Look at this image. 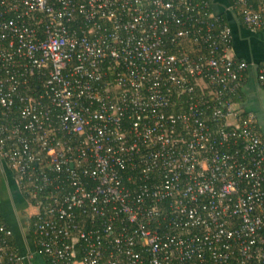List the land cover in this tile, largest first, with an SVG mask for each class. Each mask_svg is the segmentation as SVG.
I'll use <instances>...</instances> for the list:
<instances>
[{
	"label": "built area",
	"instance_id": "1",
	"mask_svg": "<svg viewBox=\"0 0 264 264\" xmlns=\"http://www.w3.org/2000/svg\"><path fill=\"white\" fill-rule=\"evenodd\" d=\"M229 1L264 29V0ZM232 43L209 0H0V165L50 264H264ZM11 237L0 219V264L23 260Z\"/></svg>",
	"mask_w": 264,
	"mask_h": 264
},
{
	"label": "crops",
	"instance_id": "2",
	"mask_svg": "<svg viewBox=\"0 0 264 264\" xmlns=\"http://www.w3.org/2000/svg\"><path fill=\"white\" fill-rule=\"evenodd\" d=\"M209 2L214 14H225L230 19L235 57L252 65L245 74L242 108L257 116L259 126L264 131V87L257 80V66L264 63V29L246 27L239 15L230 10L229 0ZM0 178L3 181L0 201L2 216L12 232L11 245L23 258L20 264H48L46 258L39 253L32 228L37 213L35 206L19 191L15 175L5 165H0Z\"/></svg>",
	"mask_w": 264,
	"mask_h": 264
},
{
	"label": "trees",
	"instance_id": "3",
	"mask_svg": "<svg viewBox=\"0 0 264 264\" xmlns=\"http://www.w3.org/2000/svg\"><path fill=\"white\" fill-rule=\"evenodd\" d=\"M220 19H221V22H222V24H225V25H228L229 26V21H230V19L225 15V14H221L220 15ZM247 74V73H246ZM241 97H242V99H238V100H236V103H237V106L238 107H241L242 108V103H243V101H244V96H243V91H241ZM244 109V108H243ZM260 132H261V135L264 137V131L261 129V127H260ZM18 189H19V191L22 193V187L20 186V185H18ZM2 192H3V181L1 180V178H0V201H1V195H2ZM22 194H24V193H22ZM26 196V195H25ZM25 199H27V198H25ZM0 219H1V221L5 224V222H4V220H3V216H2V211H1V204H0ZM6 226H7V224H5ZM8 227V226H7ZM9 228V227H8ZM8 243H10V245H11V238L8 240ZM12 246V245H11ZM13 247V246H12ZM42 256H44V258H46V260H47V262H48V264H50V260H49V258L46 256V255H44V254H41ZM15 264V263H14Z\"/></svg>",
	"mask_w": 264,
	"mask_h": 264
}]
</instances>
